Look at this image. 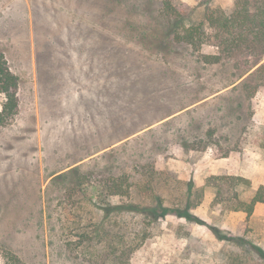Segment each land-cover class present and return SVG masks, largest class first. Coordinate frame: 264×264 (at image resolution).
Here are the masks:
<instances>
[{"label": "rangeland", "instance_id": "1", "mask_svg": "<svg viewBox=\"0 0 264 264\" xmlns=\"http://www.w3.org/2000/svg\"><path fill=\"white\" fill-rule=\"evenodd\" d=\"M172 1L190 26L240 0ZM162 3L0 0V49L20 79L18 114L0 127V264L4 251L105 264L106 244L78 247L101 222L134 245L150 233L131 264H264L253 248L264 251V205L250 218L231 210L264 186V57L227 54L207 26L200 49L176 42ZM220 175L250 188L229 184L214 203ZM124 176L129 194L106 197L103 184ZM191 182L205 190L194 221L105 216L108 203L184 205Z\"/></svg>", "mask_w": 264, "mask_h": 264}, {"label": "trees", "instance_id": "2", "mask_svg": "<svg viewBox=\"0 0 264 264\" xmlns=\"http://www.w3.org/2000/svg\"><path fill=\"white\" fill-rule=\"evenodd\" d=\"M162 13L167 17L174 18L171 22L176 42L185 43L193 48L200 49L204 44V40L210 37L205 30V26H207L208 29L215 30L214 36L210 38L218 41L221 48L223 47V51L227 52V54L244 48L251 52L254 57H264V0H240L236 2L234 10L230 14L223 11L207 13L203 22L190 26H185L183 16L186 13L178 6H175L172 0H163ZM203 60L208 64H216L221 61V56L207 55L204 56ZM19 87L20 79L13 73L5 53L0 49V95L5 97L2 109L0 110V127L9 124L18 114ZM228 155L229 153H225V157H228ZM154 175L158 177L162 176L163 173H154ZM127 178V176H124L119 179H108L103 184V190L107 193L106 197L128 195V189L131 184L127 185ZM212 180L214 182L211 186L215 190L216 196L214 203H225L224 195L227 191H230L229 184L237 182L246 188H250V182L243 177L220 175V177H213ZM125 185L128 189H125ZM187 193L184 205L174 208L166 206L163 200L157 199L156 205H143L139 203L111 205L108 203L107 207H103V210L107 217L114 213H135L140 218L139 223L142 227L157 224L167 216L173 214L177 217L194 221L195 217L191 214V210L198 208L202 204L205 198V190L195 189L191 182L188 183ZM192 193H194L196 199H193ZM235 200L237 203L233 205L234 207L231 210L234 212H244L250 218L254 214L256 205L264 204V186L256 191H252L247 198H240V194H237ZM104 223L101 222L98 225L99 231L97 230L96 237L89 234L83 235L78 242V247L106 244L105 262L108 264H131L134 253L149 238L150 233L145 231L142 236L140 234V242L134 245V239L129 243L126 236H109L107 232L104 233L105 231L102 230ZM219 238L226 239L220 235ZM239 240L245 244H249L243 241L242 238ZM253 248L258 259L264 263V251L261 248ZM3 260L4 264H26L17 254L11 251L3 252Z\"/></svg>", "mask_w": 264, "mask_h": 264}, {"label": "crops", "instance_id": "3", "mask_svg": "<svg viewBox=\"0 0 264 264\" xmlns=\"http://www.w3.org/2000/svg\"><path fill=\"white\" fill-rule=\"evenodd\" d=\"M257 205H264V204H257Z\"/></svg>", "mask_w": 264, "mask_h": 264}]
</instances>
